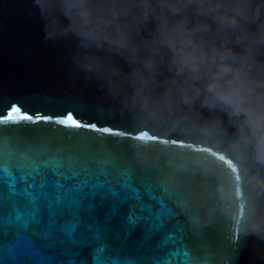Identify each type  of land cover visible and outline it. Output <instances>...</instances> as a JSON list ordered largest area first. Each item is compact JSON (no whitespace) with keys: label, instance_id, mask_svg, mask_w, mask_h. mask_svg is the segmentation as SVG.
Here are the masks:
<instances>
[{"label":"clouds","instance_id":"clouds-1","mask_svg":"<svg viewBox=\"0 0 264 264\" xmlns=\"http://www.w3.org/2000/svg\"><path fill=\"white\" fill-rule=\"evenodd\" d=\"M31 3L99 110L213 149L192 161L219 176L229 224L264 244V0Z\"/></svg>","mask_w":264,"mask_h":264},{"label":"water","instance_id":"water-1","mask_svg":"<svg viewBox=\"0 0 264 264\" xmlns=\"http://www.w3.org/2000/svg\"><path fill=\"white\" fill-rule=\"evenodd\" d=\"M63 57L62 45L43 39L42 24L31 0H0V148L31 149L65 160L70 157L75 164L93 169L97 167L93 161L111 158L113 164L106 170L113 179V187H117L120 171L128 170V178L143 202L153 212L163 207L171 213V219L165 217V224L171 226V234L179 239L169 251H187L189 264H264V244L252 238L241 240L221 211L219 176L205 172L191 159L195 154L210 155L213 149L156 128L132 125L117 113L99 110L96 103L99 94L69 76ZM13 107L20 109L17 115L31 116L32 120L5 122ZM70 115L80 127L71 120L67 126L57 122ZM103 128L112 131L98 130ZM141 133H147L150 139H136ZM133 159L139 162V167L129 168ZM223 163L227 166L229 161L225 159ZM49 177L52 190L56 187L55 179L71 184L53 173ZM145 185L151 189L150 194ZM36 188L33 183V190ZM152 197L158 198L159 203ZM42 199L47 205V197ZM95 203L92 222L110 230L106 234L107 243L114 249V258L118 255L134 264H155L157 259L184 264L183 256L167 257L156 251L158 239L147 243L141 239L145 222L131 234L127 232V215L134 209L141 215L136 202L119 205V211L110 219L111 200L97 198ZM82 219L88 221L89 217L84 215ZM117 235L121 238L119 245ZM0 242L7 245L10 241L5 236ZM83 251L76 258L86 259L90 264L91 248ZM6 255L0 250V264ZM17 255L25 264H45L26 246Z\"/></svg>","mask_w":264,"mask_h":264},{"label":"snow or ice","instance_id":"snow-or-ice-1","mask_svg":"<svg viewBox=\"0 0 264 264\" xmlns=\"http://www.w3.org/2000/svg\"><path fill=\"white\" fill-rule=\"evenodd\" d=\"M19 112L18 107H13L4 118L5 122L32 120L31 116L17 115ZM70 120L76 127L81 126L72 120L71 115L57 122L67 126ZM91 127L96 128L95 125ZM98 130L104 133L112 131L109 128ZM136 139L146 141L150 137L147 133H141ZM92 163L97 164L95 169L77 165L70 157L65 160L58 155L31 149L0 148V238L7 236L10 241L7 245L0 242V250L7 252L3 264H25L17 255L25 246L42 258L45 264H89L86 259L76 258L81 257L83 250L88 248H91L90 264H134V261L121 259L118 255L114 258V249L107 243L106 234L110 230L92 222L91 213L97 208V198L111 200L109 219L119 211V205L136 202L141 215H137L135 209L127 215V232L131 234L141 222H145L141 236L143 241L147 243L158 239L156 251L167 257L183 256L184 264H189L187 251H169L170 247H176L179 239L171 234V226L165 224V217L171 219V213L163 207L159 212H153L133 187L128 170L120 171L117 187H113V179L106 170L109 164H113L111 158ZM133 165L139 167V162L133 159L129 162V168ZM145 171L141 169V172ZM49 173L70 180L71 184L65 185L60 179H55L56 187L52 190ZM25 180L26 183L23 182ZM33 183L37 185L36 190H33ZM46 183L49 187H45ZM145 188L150 194L151 189L147 185ZM42 196L47 197V205ZM152 199L158 201L156 197ZM84 215L89 217L88 221L82 219ZM243 237L241 235L240 239L243 240ZM120 239L117 235L118 245ZM21 244L23 247L18 248ZM155 264H173V260L157 259Z\"/></svg>","mask_w":264,"mask_h":264}]
</instances>
